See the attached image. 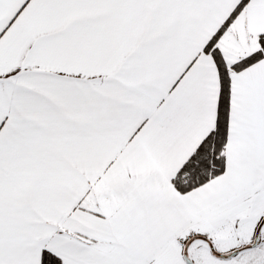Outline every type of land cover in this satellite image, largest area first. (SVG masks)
<instances>
[{"label": "snow or ice", "instance_id": "obj_1", "mask_svg": "<svg viewBox=\"0 0 264 264\" xmlns=\"http://www.w3.org/2000/svg\"><path fill=\"white\" fill-rule=\"evenodd\" d=\"M0 264H264V0H0Z\"/></svg>", "mask_w": 264, "mask_h": 264}]
</instances>
